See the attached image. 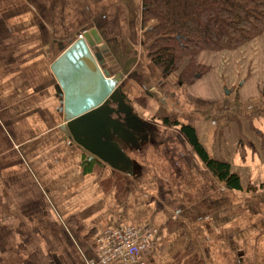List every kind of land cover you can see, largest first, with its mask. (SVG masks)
<instances>
[{"label":"crops","instance_id":"1","mask_svg":"<svg viewBox=\"0 0 264 264\" xmlns=\"http://www.w3.org/2000/svg\"><path fill=\"white\" fill-rule=\"evenodd\" d=\"M142 10L143 0H0V264H97L99 239L124 228L152 232L145 264H264V72L231 85L221 52L199 59L211 71L193 83L165 78ZM80 35L121 77L124 102L78 127L53 66ZM184 125L242 189L208 169Z\"/></svg>","mask_w":264,"mask_h":264},{"label":"trees","instance_id":"2","mask_svg":"<svg viewBox=\"0 0 264 264\" xmlns=\"http://www.w3.org/2000/svg\"><path fill=\"white\" fill-rule=\"evenodd\" d=\"M142 18L151 43L149 60L165 78L179 73V84L187 85L211 71L200 62L203 55L236 51L262 38L264 0H143ZM151 22L154 25L148 27ZM182 132L219 180L242 189L230 165L208 156L193 128L184 125Z\"/></svg>","mask_w":264,"mask_h":264},{"label":"water","instance_id":"3","mask_svg":"<svg viewBox=\"0 0 264 264\" xmlns=\"http://www.w3.org/2000/svg\"><path fill=\"white\" fill-rule=\"evenodd\" d=\"M53 71L64 91L67 122L79 127L81 118L98 108L109 114L120 113L124 101L117 85L121 77H110L100 68L84 39L70 47Z\"/></svg>","mask_w":264,"mask_h":264},{"label":"built area","instance_id":"4","mask_svg":"<svg viewBox=\"0 0 264 264\" xmlns=\"http://www.w3.org/2000/svg\"><path fill=\"white\" fill-rule=\"evenodd\" d=\"M79 39H83L80 35ZM258 40L252 41L253 47L250 50L247 47H242L236 51H225L220 57V66L222 72H226L232 64L238 70L243 71L244 65L248 61L255 63L253 59L259 49L255 48ZM237 52V53H235ZM228 53V54H227ZM233 67V66H232ZM239 71H237V74ZM236 83V82H235ZM237 85V84H235ZM152 232L136 228H124L122 230H109L98 241V261L97 264H112V263H130V264H145L144 254L151 248ZM95 264V263H92Z\"/></svg>","mask_w":264,"mask_h":264},{"label":"rangeland","instance_id":"5","mask_svg":"<svg viewBox=\"0 0 264 264\" xmlns=\"http://www.w3.org/2000/svg\"><path fill=\"white\" fill-rule=\"evenodd\" d=\"M257 40L258 41L255 42V43H257L258 46H256L255 48H258L260 50V54H261V53L264 52V51H261V50L264 49V35L262 36V40H260L259 38ZM251 43L246 45V47L248 46L247 47L248 50H250V47L251 46L253 47V44H251ZM262 47H263V49H261ZM235 53H237V52H235ZM218 60H219V58H218ZM232 66H233L234 71H236V72L239 71L238 74L237 73L236 74L234 73V75H235L234 79H232L231 77H228L229 78L228 80L231 82L229 84H231V85L234 84V86H235V84L238 85V82L242 79V76H244V77H250L253 74L257 76L259 74L258 73L259 71H260V73H262V71L264 72V61H263L262 58H261V63L258 62L257 68H255V66H256L255 64H254V67H253V65L249 66V64H248V66L243 71H241V70H238V68L234 64H232L230 66V68L227 69L226 74L229 73V72L232 73ZM218 67H219V65H218ZM220 72L221 73H224L221 70H220ZM176 74H179V73H176ZM234 80L236 81V83L234 82Z\"/></svg>","mask_w":264,"mask_h":264}]
</instances>
